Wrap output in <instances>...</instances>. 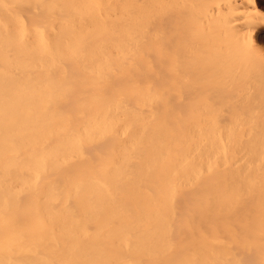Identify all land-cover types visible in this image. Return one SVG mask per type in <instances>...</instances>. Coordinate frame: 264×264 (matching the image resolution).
<instances>
[{
	"label": "bare ground",
	"instance_id": "1",
	"mask_svg": "<svg viewBox=\"0 0 264 264\" xmlns=\"http://www.w3.org/2000/svg\"><path fill=\"white\" fill-rule=\"evenodd\" d=\"M184 5L0 0V264H264V121L187 90Z\"/></svg>",
	"mask_w": 264,
	"mask_h": 264
},
{
	"label": "rangeland",
	"instance_id": "2",
	"mask_svg": "<svg viewBox=\"0 0 264 264\" xmlns=\"http://www.w3.org/2000/svg\"><path fill=\"white\" fill-rule=\"evenodd\" d=\"M238 2L185 0V62L190 65L191 54H199L200 67L196 82L190 78L196 60L191 70L187 67V90L196 88L200 103L213 106L215 113L224 115L225 122L234 121V114H242L239 120L243 122L264 121V0H255L247 9ZM172 55L171 49L170 66ZM248 83L256 84L259 90L229 92Z\"/></svg>",
	"mask_w": 264,
	"mask_h": 264
}]
</instances>
